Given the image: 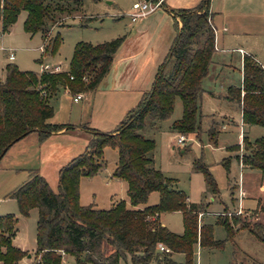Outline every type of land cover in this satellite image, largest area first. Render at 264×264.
<instances>
[{
	"label": "trees",
	"instance_id": "trees-1",
	"mask_svg": "<svg viewBox=\"0 0 264 264\" xmlns=\"http://www.w3.org/2000/svg\"><path fill=\"white\" fill-rule=\"evenodd\" d=\"M81 3L82 0H0V28L7 31L24 10L23 30L29 34L40 32L45 41L44 52L53 54L61 37L57 32L46 38L49 27L64 16L81 14ZM209 4L210 0H200L192 8L173 11L175 34L151 86L126 111L114 131L101 132L80 125L89 137L84 149L59 167L57 191L32 168L26 179L9 192L8 197L15 200L21 215L36 208L34 251L39 264H60L58 250L73 255L76 264H82V254L92 264H117L126 255L134 264H146L152 259L169 262L172 252H182L185 264H193L194 244L222 247L224 240L212 236V224L198 223L202 205L188 202L185 193L173 187L171 180L153 165L148 153L154 148V140L139 132L146 120L154 124L169 118L176 98L181 102V116L171 122V130L183 134L199 131L200 99L205 92L202 79L215 51ZM87 20L89 17H83L80 24L85 25ZM124 38L120 35L99 43L76 42L68 68L63 71L37 73L6 64L0 77V152L30 132H36L41 141L63 128H74L48 121L53 115L50 100L59 88L72 96L93 91L108 73ZM241 75L240 85L228 86L224 97L239 105L244 124L264 127V69L250 54H243ZM217 132V123L212 122L208 135L214 142ZM242 144V166L257 168L264 175V138L250 141L243 136ZM107 146L117 152L111 175L126 182L131 208L124 200L113 202L106 209L79 203V179L91 177L105 167L103 149ZM230 149L237 150L238 144ZM193 169L204 174L207 186L215 192L214 179L200 159ZM152 191L158 192V201L146 204ZM260 208L264 211V201ZM171 211L181 212L180 234L158 220L160 213ZM15 222L12 213L0 214V264H16L28 255L12 244ZM215 222L223 226L226 239L232 240L239 229H246L264 243V224L257 220L245 221L238 214L227 217L224 212L218 213ZM158 243L168 251H159ZM103 245L111 248L107 254H103ZM243 260L264 264L248 255Z\"/></svg>",
	"mask_w": 264,
	"mask_h": 264
},
{
	"label": "rangeland",
	"instance_id": "rangeland-1",
	"mask_svg": "<svg viewBox=\"0 0 264 264\" xmlns=\"http://www.w3.org/2000/svg\"><path fill=\"white\" fill-rule=\"evenodd\" d=\"M134 1L137 0H82L81 14L70 15L72 17L64 16L49 27L46 38L57 32L61 37V43L53 54L45 53L44 48L40 47L45 43L40 32L33 33L30 36L23 30L26 11H20L16 21L0 35V47L12 48L15 57L14 60H8V52L0 49V74H4L5 65L10 63L15 64L19 69L32 70L37 73H39L40 66L43 64H47L50 68L59 64L61 65L60 68L66 69L76 42L99 43L116 37L112 34L116 32L117 28H120L119 24L121 22L119 20L126 17L121 15L131 7ZM249 7L253 8L256 15L250 16L247 26L242 27L247 29L246 32L248 33H242L235 27L238 24L232 23L233 31H230L229 44L230 47L242 46L247 52L253 54L264 68V0H252ZM83 17H89L85 25L80 24ZM233 57L231 65L225 66L223 63L228 62V54L226 52L214 53L213 62L209 66L208 73L202 79V88L205 92L200 99L199 131L184 133L186 136L184 146L178 147L176 145L178 133L170 128L171 122L181 116L179 98L175 99L173 111L169 118L154 124L146 120L145 126L139 130L145 137L154 140V148L148 153L153 160V165L171 180L173 187L183 191L190 202L202 205L204 215H197L198 223L201 224L205 221L212 224L213 238L224 240L220 248L206 246L200 248L196 246L192 257L193 264L194 262L199 264V260L201 264H252L250 261L243 260L246 255L259 262H264V243L255 239L246 229H239L232 240L226 239L223 226L215 222L218 214H214V212L221 210L220 213L225 212L227 217L238 214L245 221H253V211L242 210L238 212L237 206L240 197L238 185L240 181L241 184L243 183L245 196L249 195V197L258 192L260 183L264 185L261 171L257 168L245 166L242 168L238 159L241 158L244 152L242 137L245 136L250 141H254L259 137L264 138V127L243 124L240 119L239 105L224 97L227 86L237 85L240 79L238 54L233 53ZM71 98L72 95L69 93L64 94L62 88H59L56 95L52 97L50 104L55 106V110H57L55 120L64 118L65 109H69ZM60 101L63 103L62 108L58 107ZM212 122H216L218 126L215 142L208 135V129ZM33 135L36 136L35 142L30 141ZM47 138L39 141L37 133L30 132L16 144L24 145L23 152L33 153V159L40 160L41 169L45 172L50 188L57 191V173L60 166L53 167L54 163L52 161L51 166L47 167L48 158H46L44 151L48 147L49 140ZM34 143H36L35 148L33 147ZM236 144H238L237 150L230 149L231 146ZM7 153L5 155L3 153L0 158V214L10 212L15 216L16 222L12 244L28 254V258L25 256L16 264L22 263L24 259L30 262L38 261L37 264H39V256L34 251L37 211L36 208H30L26 215H21L15 200L8 197L9 192L20 184L21 180L25 179H20L22 174L19 172L4 170ZM116 157L117 152L114 148L105 147L103 152L105 167L100 170L103 177L114 167ZM198 159L214 179L215 192L207 186L204 174L193 169L195 161ZM225 160H227L226 163ZM24 176L26 177L25 174ZM87 179H90V177H87ZM122 183L126 185L124 181ZM125 189L126 186L122 189L119 184L106 186L105 189L98 186L96 188L97 197L91 199L90 186L83 182L81 185V200L93 202L92 205L96 208H108L110 206L109 197L113 192H115L116 198L127 199ZM158 197L157 191L150 192L146 204L156 203ZM246 200L243 199V205L246 204ZM225 207H234V209L226 210ZM160 220L165 222L169 229L181 232L182 224L179 212H163L160 215ZM102 248L103 254H107L111 250L108 245H103ZM57 252L61 257L60 264H76L73 255L62 250ZM171 258V261H161L159 264H185V257L182 253H173ZM81 259L82 264H92V262L84 259L83 254ZM117 264L134 263L130 256L126 255L124 258L119 259ZM149 264L158 263L151 260Z\"/></svg>",
	"mask_w": 264,
	"mask_h": 264
},
{
	"label": "crops",
	"instance_id": "crops-1",
	"mask_svg": "<svg viewBox=\"0 0 264 264\" xmlns=\"http://www.w3.org/2000/svg\"><path fill=\"white\" fill-rule=\"evenodd\" d=\"M199 1L200 0H162V5L159 8L146 14L143 17L136 19L135 21H132L128 16L131 7H129L125 13H122L121 16L126 17H123L121 20H119V22H121V24H119L120 28H117L116 32H114V34L112 35L116 37L125 35V38L113 55L112 64L108 73L102 78L98 86L93 91L83 93V96L76 101L71 98V100L69 101V109H65L64 118H62L61 120L54 119L57 110H55V106H53V115L48 119V121L50 123L56 124H70L73 125L74 128H70L67 130L63 128L55 133H52L47 138V140H49L48 147L46 148V150H44L46 158H48L47 167L51 166L52 161L54 163L53 167H59L84 149L89 134L87 131L81 128L80 125L88 126L101 132H111L116 129L118 122L124 118L126 111L135 106L141 94L150 88L157 67L168 51L170 43L175 34L173 11L181 8H192L196 6ZM251 3L252 0H210L209 10L212 12L211 24L214 28L215 47L212 58L214 53L226 52L228 54V62L223 63V65L230 66L231 60H233L234 58L233 53L238 54L237 60L239 63L240 72L239 83L237 85L229 86H239L241 83V63L243 54H250L255 59L253 54L247 52L242 46L230 47L229 44V37L231 36L230 31H233L232 23H237L238 25H235V27L242 33H248L246 32L248 30L242 27L247 26V22L250 16L256 15V12H254L253 8L249 7ZM27 34L29 35V33ZM31 35L33 34H30V36ZM40 47L42 48V46ZM1 50L7 51L5 49ZM212 58L210 65L213 62ZM14 59L15 57L12 60ZM257 62L259 63V61ZM259 64L261 65V63ZM53 67H56L58 71H63L68 68V66L66 69L60 68L61 65L59 64L54 65ZM0 77H3V74H0ZM62 89L64 94H68L66 89ZM62 106L63 103L60 101L58 107L62 108ZM21 139L22 138H20L19 140ZM19 140L13 142L4 152V155L8 152L6 155L7 157H5L6 159L4 161V170L19 172L20 174H22L20 179H26L28 169L35 168L47 181L45 172L41 169L42 164L40 163V160L33 159V153L31 154L30 152H23L24 145L16 144V142H19ZM30 141L35 142L36 136L33 135V137L30 138ZM35 144L36 143H34L33 146L34 148L36 147ZM50 159L51 161H49ZM241 167L243 168L242 165ZM113 169L114 167H112L108 174L104 177L101 171L98 172V174L91 176L90 179H87V177L84 176L80 177L79 203L81 205H88L93 203L87 202L88 200H81V185L83 182L90 186L89 193L91 199L97 197L96 188L98 186H101L105 189L106 186L110 187L114 184H119L120 186H122V189H124V186H126L127 188V184L124 180L115 178L111 175ZM24 174L26 175V177L24 176ZM261 177L264 178V175L261 174ZM21 181L23 182L24 180ZM123 181L126 185H123ZM22 182H20V184ZM242 185L243 183L241 184V186ZM109 199L110 206L113 202H116L118 200H124L126 202V205L128 204V198H116L115 192L110 195ZM243 199H247L245 202L246 204L244 205ZM187 201L190 202L188 199ZM263 201L264 185L260 183L258 185V192L255 195L251 197H249V195L245 196L244 191V195L240 198L237 207L240 211H253L254 220H257L264 224V211L260 208ZM127 207L131 208L130 205H127ZM224 209L233 210L234 207H225ZM221 211L214 212V214H218ZM171 212H179L181 214L180 211ZM160 215L161 213L158 215V220L162 225L166 226L165 222H162L160 220ZM167 228L169 229V226ZM169 230L180 234L183 231V225L181 232L172 229ZM196 246H199L201 248L198 243L194 244L193 254ZM173 253L176 252H172L170 254V260H172L171 256ZM26 258H28V256H26ZM155 261L158 264L160 263L157 260ZM150 262L151 260L147 264H149ZM194 264L196 263L194 262ZM199 264H201L200 260Z\"/></svg>",
	"mask_w": 264,
	"mask_h": 264
},
{
	"label": "built area",
	"instance_id": "built-area-1",
	"mask_svg": "<svg viewBox=\"0 0 264 264\" xmlns=\"http://www.w3.org/2000/svg\"><path fill=\"white\" fill-rule=\"evenodd\" d=\"M162 5V0H142V1H135L132 3L131 5V10L128 13V16L130 17V19L132 21H135L136 19L145 16L146 14L154 11L155 9L159 8ZM2 31H0V35H1ZM43 47V46H42ZM1 49H5L7 50L8 54L7 57L9 60H12L14 58V53H13V49L12 48H4V47H0ZM57 68L53 67L50 68L48 65L44 64L41 66L39 73H43V72H57ZM83 96L82 92H78L75 95L72 96V99L74 101L80 99ZM186 140V136L183 133H178V136L176 138V145L178 147L184 146ZM240 160V159H239ZM241 164V162H240ZM242 165V164H241ZM238 192H239V200L240 198L244 195V190L242 189L241 186V181L238 185ZM240 210H238L239 212ZM201 215V213H199ZM157 249L159 251H168L167 247H165L162 243H158L157 244ZM38 261L36 262H30L28 260L20 263V264H37Z\"/></svg>",
	"mask_w": 264,
	"mask_h": 264
},
{
	"label": "water",
	"instance_id": "water-1",
	"mask_svg": "<svg viewBox=\"0 0 264 264\" xmlns=\"http://www.w3.org/2000/svg\"><path fill=\"white\" fill-rule=\"evenodd\" d=\"M145 1H147V0H145ZM14 141H15V140H14ZM14 141H13V142H14ZM5 151H6V148H3L2 151L0 152V157L3 155V153H4Z\"/></svg>",
	"mask_w": 264,
	"mask_h": 264
}]
</instances>
